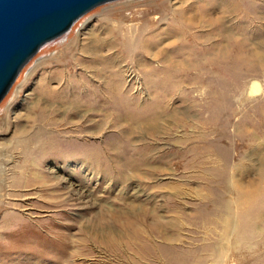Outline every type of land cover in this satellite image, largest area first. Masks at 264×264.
Returning a JSON list of instances; mask_svg holds the SVG:
<instances>
[{
    "label": "rangeland",
    "instance_id": "rangeland-1",
    "mask_svg": "<svg viewBox=\"0 0 264 264\" xmlns=\"http://www.w3.org/2000/svg\"><path fill=\"white\" fill-rule=\"evenodd\" d=\"M149 1L120 0L84 15L40 50L0 103V264H264V219L225 237L227 216L216 200L228 172L250 184L264 170V60L250 63L256 73L240 81L226 78L222 110L205 109L214 102L206 99L212 88H198L193 79L164 93L132 90L141 107L162 104L154 133L94 104L105 102L112 70L98 71L103 63L92 61L93 37H106L115 20L118 42L125 43L130 23L120 21L166 2ZM258 4L264 8V0ZM259 17L251 27L264 40V10ZM258 50L264 53V43ZM122 56L120 66L133 65ZM255 82L261 91L251 94ZM217 115L212 128L205 124ZM70 143L98 149L113 175L103 174L104 160L94 171L55 159ZM257 202L259 210L264 200ZM219 246L224 253L217 257Z\"/></svg>",
    "mask_w": 264,
    "mask_h": 264
},
{
    "label": "bare ground",
    "instance_id": "bare-ground-1",
    "mask_svg": "<svg viewBox=\"0 0 264 264\" xmlns=\"http://www.w3.org/2000/svg\"><path fill=\"white\" fill-rule=\"evenodd\" d=\"M155 2L158 0H150L149 4L155 5ZM163 5V9L156 7L139 15L132 14L120 21L130 23L125 26L127 32L122 33L125 43L118 42L113 29L119 26V23L113 20L117 25L111 24V29L105 30L107 36L104 38L100 35L93 37L92 47L88 50L93 62L103 63L104 69L101 68L98 71H103L107 67L112 70L105 102L96 101L94 104L105 111L113 109L118 112L119 121L130 118L135 121L134 124L148 126L153 133L159 131L158 121L163 106L162 104H152L150 107L139 106L137 104L139 95L135 97L131 94L132 90H137L138 94L144 93L147 89L153 91L154 94L164 93L169 91L171 86L175 87L177 83L182 86L183 82H192L191 79H193L198 88L209 86L212 88L210 93L213 97H208L209 93H206V99L214 102L212 104L207 102L205 109L209 110L211 106H215L222 110L228 101L226 78L233 77L236 81H240L244 75L256 73V67H248L250 63L264 60V53L258 50L264 40L259 37V31L251 27L253 23L263 19L259 17V14L264 8L258 4V0H189L188 2L166 0ZM233 14L236 15L235 25L229 23V17ZM244 23L247 24L244 26ZM71 35L72 33L68 34L69 38ZM254 37L258 42L253 43ZM106 49L115 50L117 54L111 56L102 54ZM121 55H128L132 58L133 65L125 63L126 66H120L121 60L126 59ZM147 77L150 78L146 81ZM260 91V84L253 83L251 94H258ZM132 107L134 111L135 109L138 111V115L132 114ZM76 109L80 112V117L88 113V111L82 112L78 107ZM113 115L112 113L107 114L106 117ZM216 118L219 120L220 115L208 117L205 124L212 128L213 122L217 121ZM145 122L148 125H145ZM254 137L255 135L252 134L251 138ZM73 146L76 147L71 148ZM237 146L240 145L237 144ZM58 147L53 149L56 151ZM69 148L67 152L58 151L61 153H56L55 159L62 158L64 163L74 162L94 171H98L101 161L104 160L107 167L103 174L107 176L113 173L108 166L109 162L101 157L102 154L98 149H88L84 144L72 145V143ZM50 153L47 152V156ZM47 156H44V159ZM256 180L257 182L244 184L238 181L236 175L231 172H228L225 178L223 177L225 192L218 193L216 200L220 202L218 213H225L227 216L221 218L224 220L225 237L232 235L237 229L239 232L247 231L251 228L253 220L264 219V203L259 210L253 208L254 204H258V200H264V170L256 173ZM58 184L60 182H57ZM137 218H139L138 221L143 220L138 216ZM129 225V228L133 229L131 232L139 233L140 229H136L138 226L135 222H129ZM223 248L222 246L216 248L217 257L223 255ZM176 257L173 255L172 259Z\"/></svg>",
    "mask_w": 264,
    "mask_h": 264
},
{
    "label": "water",
    "instance_id": "water-1",
    "mask_svg": "<svg viewBox=\"0 0 264 264\" xmlns=\"http://www.w3.org/2000/svg\"><path fill=\"white\" fill-rule=\"evenodd\" d=\"M120 0H0V103L24 67L93 9Z\"/></svg>",
    "mask_w": 264,
    "mask_h": 264
}]
</instances>
